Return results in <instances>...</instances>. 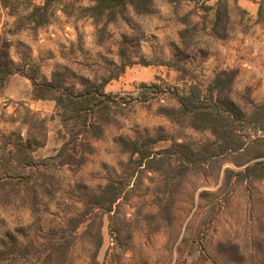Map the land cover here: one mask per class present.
<instances>
[{
    "label": "rangeland",
    "instance_id": "obj_1",
    "mask_svg": "<svg viewBox=\"0 0 264 264\" xmlns=\"http://www.w3.org/2000/svg\"><path fill=\"white\" fill-rule=\"evenodd\" d=\"M42 3L8 0L5 7L0 0V52H8L12 69L48 79L60 70L74 90L103 82L121 106L100 138L85 139L93 146L85 163L69 168L57 158L66 135L54 101L31 99V83L19 72L8 77L0 131L24 139V121L33 118L27 108L46 118L45 143L31 151L39 165L23 174L39 170L50 178L36 200L23 193L0 203V264H264V179L224 184L226 169H241L232 161L244 157L225 156L179 179L168 222L157 201L162 175L148 170L130 178L110 213L89 199L123 176L129 160L123 141L165 135L147 145L157 150L173 140L197 148L213 139L163 113L175 105L172 86H205L217 70L234 68V101H264V0H152L149 13L128 9L104 26L83 12L87 0H58L49 23L28 27L32 4ZM62 233L65 248L55 250ZM219 243L237 244L242 259L230 261Z\"/></svg>",
    "mask_w": 264,
    "mask_h": 264
},
{
    "label": "trees",
    "instance_id": "obj_2",
    "mask_svg": "<svg viewBox=\"0 0 264 264\" xmlns=\"http://www.w3.org/2000/svg\"><path fill=\"white\" fill-rule=\"evenodd\" d=\"M1 1L8 7V0ZM57 1L43 0L42 4H32L25 18L28 27L36 29L49 23L51 9ZM87 1L90 5L82 6L83 12L95 25L102 26L123 16L128 9L136 14H146L152 6V0ZM185 1L188 0H168L173 4ZM204 9L208 11L211 7L205 6ZM261 11L262 6L259 5L258 13ZM215 16L216 21L219 17L218 10ZM11 64L8 52H0V91L8 77L19 72L31 83V99L53 100L55 115L65 129L66 135L57 158L62 165L79 168L85 163L86 156L93 151L92 144L85 139L100 138L103 135L105 126L113 122L114 114L121 106L120 101L115 100V95L104 91L103 82L74 90L66 86L65 73L60 70H53L49 79L38 78L37 73L30 75L22 70H13ZM236 76V69L223 68L217 70L205 86L196 81H191L184 88L172 86L170 95L175 105L163 107V113L179 125L197 131H208L213 139L197 148L187 142L173 140L168 147L157 150H152L147 145L165 139V135L141 142L123 141L121 143L123 150L129 154L124 174L118 180L109 181L99 192L89 195L94 207L110 213L114 203L122 197L129 185L130 178L137 172L148 170L162 175L161 187L157 190L159 213L164 220L171 221L173 194L180 185L179 179L225 156L244 157L242 162L232 161L236 166H242L241 169L236 171L226 169L224 178L226 186L232 179L263 180L264 101L248 100L246 106L234 101L232 85ZM27 109L33 118L27 117L24 121L27 125L24 139L20 134H6L0 131L1 204L9 202L14 197L23 199V193H26L29 199L36 200L38 189L45 188L46 181L50 178L49 174L39 170L23 174V168H36L39 165L31 151L43 146L46 140V118H35L37 113ZM63 238L62 233L52 248L55 250L65 248L64 243L60 241ZM100 244L101 237L97 246L100 247ZM29 251V248L24 247L23 255H29ZM218 251L233 262H239L243 257L237 244L219 243ZM47 257L51 259L52 253L49 252Z\"/></svg>",
    "mask_w": 264,
    "mask_h": 264
},
{
    "label": "crops",
    "instance_id": "obj_3",
    "mask_svg": "<svg viewBox=\"0 0 264 264\" xmlns=\"http://www.w3.org/2000/svg\"><path fill=\"white\" fill-rule=\"evenodd\" d=\"M39 101V100H38Z\"/></svg>",
    "mask_w": 264,
    "mask_h": 264
}]
</instances>
